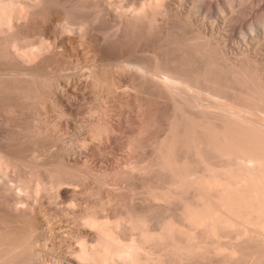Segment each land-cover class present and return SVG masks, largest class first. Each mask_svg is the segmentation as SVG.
I'll use <instances>...</instances> for the list:
<instances>
[{
	"label": "bare ground",
	"instance_id": "bare-ground-1",
	"mask_svg": "<svg viewBox=\"0 0 264 264\" xmlns=\"http://www.w3.org/2000/svg\"><path fill=\"white\" fill-rule=\"evenodd\" d=\"M261 49L264 0H0V264H264Z\"/></svg>",
	"mask_w": 264,
	"mask_h": 264
},
{
	"label": "rangeland",
	"instance_id": "rangeland-1",
	"mask_svg": "<svg viewBox=\"0 0 264 264\" xmlns=\"http://www.w3.org/2000/svg\"><path fill=\"white\" fill-rule=\"evenodd\" d=\"M247 8H249V9H247ZM254 6L251 8V7H246V10H248V12H249V14H248V12H247V16L249 17V18H251V16H252V14L254 13ZM253 9V10H252ZM201 19H202V17H203V20L205 21V23H210L211 22V19H205L204 18V15L202 14V15H200L199 16ZM246 17V16H245ZM244 18V17H243ZM247 18V17H246ZM246 18L245 19H241L240 20V22L238 21V22H236V24H234V27H232V26H230V28H234V29H231L233 32H231V36H230V39L231 40H233L234 39V41H237L238 42V45H242V47H245V45L243 44V42L241 41V37L239 36V35H237V33L236 32H234V31H236L235 29H237V27H238V25H239V27L243 24V22H245L246 21ZM249 18H247V20L249 19ZM243 20V21H242ZM207 21V22H206ZM221 26H220V25ZM218 25H216V29H217V31L219 32V30H221V32H219V34L223 37L224 36V32H222L225 28H224V26H223V24H221V23H219ZM218 26V27H217ZM207 27H208V29H209V24H207ZM220 27V28H219ZM233 33V34H232ZM66 36H68V35H66ZM70 36V35H69ZM69 36H68V38H69ZM234 36V37H233ZM71 37V36H70ZM233 39H232V38ZM65 39H64V44H66V46L69 48V50H70V54L72 53V55H71V60L73 59V60H75V57H76V55H78V57H80V59L83 61V62H89V59L92 57V54H91V56H90V58L88 57L89 55H90V52H86L87 54L86 55H83V52H85V50L84 49H80V47H78L77 45H76V47H75V44H73V45H71V43H70V41H68L69 39L68 38H66V37H64ZM224 38V37H223ZM239 41H241V42H239ZM249 41L250 40H248V43H247V45H249L250 47L252 46V45H250V44H252L251 42L249 43ZM241 43V44H240ZM70 45V46H69ZM72 46H74V48H72ZM75 48H77V51L76 52H78L77 54H76V52H73V51H75L76 49ZM261 48H263L262 46H261ZM72 49H75V50H72ZM79 49V50H78ZM84 50V51H83ZM82 51V52H81ZM261 52H263V55H264V49H261ZM74 53V54H73ZM85 54V53H84ZM89 54V55H88ZM83 55V56H82ZM88 55V56H87ZM262 55V53L260 54V56H263ZM73 56H75V57H73ZM84 57L86 58V57H88V59H86V60H84ZM72 60V61H73ZM91 60V59H90ZM70 68V67H69ZM67 69V74H68V77H69V79H68V77H66L67 78V80H69V81H67V82H69L70 83V80H71V84H70V86H71V88H73V89H75L76 87L75 86H77L78 84H79V80H83L84 81V79H83V77H85L84 76V72H85V70L84 69H82L80 72H75L74 70H73V67H71L70 69ZM68 70H72V71H69L68 72ZM84 70V71H83ZM70 72H72V74L70 73ZM78 76L79 74H82L81 72H83L84 74H82V75H79V79L77 80L76 78H77V76H73V74L74 73ZM74 74V75H75ZM81 76H83L82 78H80ZM75 77V78H74ZM71 78V79H70ZM74 78V79H73ZM74 80V81H73ZM81 80V81H82ZM77 81H78V84H77ZM81 81H80V83H81ZM82 81V83H83V86H84V82ZM73 82L75 83L76 82V85H74L73 84ZM82 83H81V85H82ZM83 86H79L80 87V89H79V87H78V89L76 88V90H79V91H82L83 93H84V91H85V86L83 87ZM82 88H83V90H82ZM87 89V88H86ZM86 93L85 94H87V95H90V93H89V91H88V89H87V91H85Z\"/></svg>",
	"mask_w": 264,
	"mask_h": 264
}]
</instances>
